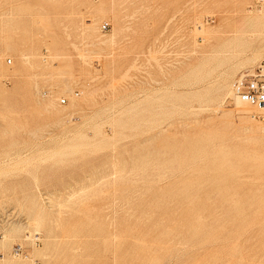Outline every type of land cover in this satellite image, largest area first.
<instances>
[{
  "label": "rangeland",
  "instance_id": "374dc122",
  "mask_svg": "<svg viewBox=\"0 0 264 264\" xmlns=\"http://www.w3.org/2000/svg\"><path fill=\"white\" fill-rule=\"evenodd\" d=\"M262 15L264 0H0V264H50L46 247L52 264H264V114L233 99L264 63Z\"/></svg>",
  "mask_w": 264,
  "mask_h": 264
},
{
  "label": "bare ground",
  "instance_id": "6f19581e",
  "mask_svg": "<svg viewBox=\"0 0 264 264\" xmlns=\"http://www.w3.org/2000/svg\"><path fill=\"white\" fill-rule=\"evenodd\" d=\"M101 9V8H100ZM260 11V10H259ZM259 18H261V27L262 28H264V15H262V16H260ZM202 27V26H201ZM200 26H199V29H197V27H196V29L198 30V31H201L202 32V28H201ZM102 29V28H101ZM196 30V31H197ZM202 34V33H201ZM203 34H205V33H203ZM210 36V35H209ZM195 38H196V36H195ZM260 49V48H259ZM257 50V49H256ZM258 52V51H257ZM260 59V58H259ZM8 61H10V60H8ZM11 62V61H10ZM10 62H8V63H10ZM251 71H253V70H251ZM250 71V72H251ZM223 73V72H222ZM225 73V72H224ZM230 89V92H229V95H231V94H233V90H232V87L231 88H229ZM231 93V94H230ZM235 93V92H234ZM227 94H228V92H227ZM77 95V94H76ZM62 99H64V98H62ZM233 99H234V104H235V111H237V112H251V111H259V112H262V114H264V108H256V107H252V106H250V105H248V104H246L245 102H243V101H241L238 97H237V95L235 94L234 96H233ZM61 100V99H60ZM65 102H66V99H65ZM59 103L60 104H62L60 101H59ZM65 104V103H64ZM234 174V173H233ZM235 174H236V172H235ZM225 177V176H224ZM196 212V211H195ZM38 217V216H37ZM198 217V216H197ZM97 218V217H96ZM96 218L93 220V222H92V220H91V223L93 224L94 223V225H97V227L100 225V226H102V223L100 222V221H97L96 220ZM196 219V218H195ZM199 220H200V218H198ZM37 220V219H36ZM57 220V219H56ZM60 220V219H59ZM40 221H42V220H37L34 224H35V226H39V223H40V226H41V222ZM55 221V220H54ZM61 221H62V219H61ZM61 221H59V222H61ZM55 222H57V221H55ZM89 222V221H88ZM51 223H53V222H51ZM63 223V222H62ZM87 223V222H86ZM200 223V222H199ZM43 224V223H42ZM61 224V223H60ZM192 224V223H191ZM201 224V223H200ZM79 225V224H78ZM38 226H37V228H38ZM198 226V225H197ZM95 227V226H94ZM40 228V227H39ZM38 228V229H39ZM56 228V227H55ZM86 228V227H85ZM34 229H36V227L34 228ZM33 229V230H34ZM75 229V228H74ZM73 229V231H75V232H77V233H73L72 235L74 236V237H76V236H79V235H81V234H79V233H81V229L80 230H78L77 228V230H74ZM114 229V228H113ZM37 230V229H36ZM5 231V230H4ZM38 231V230H37ZM37 231H36V233H37ZM62 233H60L61 234V236L63 235V232L65 233V231H62V230H60ZM68 231V230H67ZM66 231V232H67ZM78 231H80L79 233H78ZM83 231V230H82ZM89 231V230H88ZM87 231V232H88ZM90 231H92V236L94 237V233L93 232H95V229L93 230H90ZM97 231H99V232H97V234H96V236L97 235H101V234H103V236H104V231H102L101 230V228H100V230H97ZM85 232V231H84ZM109 231L106 233L108 236L107 237H109V236H111V237H109V239L106 237V241H107V239L108 240H110V242L111 243H113V241H114V237L111 235V233H109ZM84 234V233H83ZM82 234V235H83ZM86 234V233H85ZM89 234V233H88ZM105 234V235H106ZM53 235V234H52ZM65 235V234H64ZM63 235V236H64ZM67 235V234H66ZM28 236V235H27ZM49 236H50V234H49ZM57 236V235H56ZM58 236H60V235H58ZM61 236L60 237H56L57 239L58 238H61ZM67 236H69V235H67ZM66 236V237H67ZM90 236V235H89ZM121 236V235H120ZM66 237H64V238H66ZM81 237V236H80ZM93 237H92V239H93ZM201 237V236H200ZM199 237V238H200ZM4 238H6L5 236H4ZM48 237H46V239H47ZM68 238V237H67ZM72 236H71V240H72ZM78 238V241H79V237H77ZM84 238V237H83ZM89 239L91 238V236L90 237H88ZM87 238V239H88ZM95 238V237H94ZM99 237H97V238H95V243L97 244V242H96V240L98 239ZM104 238V237H103ZM103 238H99V239H103ZM117 238V237H116ZM122 238V237H121ZM45 239V240H46ZM48 239H50V238H48ZM63 238H61V240H62ZM70 239V238H69ZM75 239V238H74ZM86 238H85V241L87 240ZM88 239V240H89ZM91 239V240H92ZM220 239V238H219ZM36 240H38V237H33V243L35 244V245H38L37 243H36ZM51 240V239H50ZM52 240H53V238H52ZM54 240H56L55 238H54ZM60 239H59V241H61ZM64 240V239H63ZM67 240V239H66ZM77 240V239H76ZM87 240V241H88ZM59 241H57V242H59ZM70 241V240H69ZM69 241L67 242V246L69 247ZM84 241V243H85V245H87L86 243H87V241L85 242ZM90 241V240H89ZM94 241V240H93ZM98 241V240H97ZM202 241V240H201ZM57 242H56V245H57ZM66 242V241H65ZM80 242V241H79ZM78 242V243H79ZM102 242V241H101ZM104 242V241H103ZM109 242V243H110ZM206 242V241H205ZM3 243V242H2ZM62 243H63V241H62ZM71 244L73 243V242H70ZM77 243V242H76ZM75 243V244H76ZM91 243H92V241H91ZM107 245H109V243H107V242H105ZM104 243V244H105ZM180 243V242H179ZM197 243V242H196ZM207 243V242H206ZM4 244V243H3ZM93 244V243H92ZM91 244V245H92ZM20 246L21 247V249H22V251H21V253H19V254H15V251H14V248H15V246ZM48 245H49V243H48ZM81 245H83V242L82 243H80V245H76L75 247H74V251L73 250H70V251H73V256H77V257H81L82 256V254L80 253V252H82L83 250H81V249H84L85 250V247H83V246H81ZM106 245V246H107ZM116 245V244H115ZM197 245V244H196ZM62 246V245H61ZM74 246V245H73ZM93 246H94V244L92 245V249L91 250H93ZM96 246H98V245H96ZM183 246V245H182ZM2 247H4V245H2ZM54 247V246H53ZM59 247V246H58ZM87 248L89 247V246H86ZM110 247V246H109ZM114 247V246H113ZM198 247V246H197ZM70 248V247H69ZM105 248V247H104ZM200 248V247H199ZM51 249V248H50ZM61 249V248H60ZM81 251H80V250ZM89 249V248H88ZM89 249V250H90ZM66 250H68V249H66ZM96 249H94L93 251H95ZM100 250V249H99ZM98 250V251H99ZM106 250V249H105ZM108 250V249H107ZM195 250V249H194ZM197 250V249H196ZM37 252L36 254L34 253V252ZM34 252H33V254H35V255H37V256H39V258H42L43 260H45L46 262H50V264H52V260H53V255L51 254V251L49 250V248L48 247H46V248H44V250H35ZM65 251V250H64ZM97 251V252H98ZM11 252H12V254L14 255V256H16V257H20L24 252H25V250H24V246L21 244V243H18V244H15V245H13V247H12V250H11ZM67 252V251H66ZM87 252V251H86ZM106 252V251H105ZM61 253H63V252H61ZM60 253V254H61ZM65 253V252H64ZM63 253V254H64ZM89 253H90V251H89ZM70 254V253H69ZM98 254V253H97ZM67 255H68V253H67ZM193 255V254H192ZM61 256V255H60ZM64 256V255H63ZM68 256H71L72 257V255L70 254V255H68ZM96 256V255H95ZM70 257V258H71ZM35 258V257H34ZM31 259V262H30V264H32V262L34 261V260H37V259ZM63 258H65V257H63ZM75 258V257H74ZM87 258V257H86ZM30 260L29 258H28V256H25L24 255V258H23V260ZM83 259V258H82ZM12 260V259H11ZM66 260V259H65ZM72 260V259H71ZM9 261V260H8ZM37 261H39V260H37ZM69 261V260H68ZM1 262V261H0ZM4 262H6V261H4ZM75 262V261H74ZM39 263H40V261H39ZM2 264V263H1ZM16 264H26L25 262H19V263H16ZM41 264V263H40Z\"/></svg>",
  "mask_w": 264,
  "mask_h": 264
},
{
  "label": "built area",
  "instance_id": "2783aa9c",
  "mask_svg": "<svg viewBox=\"0 0 264 264\" xmlns=\"http://www.w3.org/2000/svg\"><path fill=\"white\" fill-rule=\"evenodd\" d=\"M209 20L212 21L211 19H208V21ZM107 28L108 24L104 23L102 25V30H106ZM234 92L237 97L246 104L256 108H264V63L260 64L253 71L242 74L235 81ZM60 102L64 104L65 99H61ZM261 119L264 120L263 117ZM36 243L38 244L39 241L36 240ZM14 251L15 254H19L22 249L18 245L15 246ZM32 264L40 263L34 260Z\"/></svg>",
  "mask_w": 264,
  "mask_h": 264
}]
</instances>
